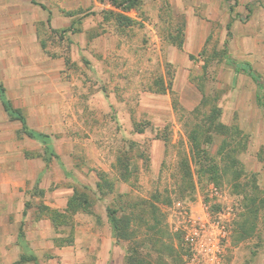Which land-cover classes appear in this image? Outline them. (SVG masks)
Wrapping results in <instances>:
<instances>
[{"label": "rangeland", "instance_id": "obj_1", "mask_svg": "<svg viewBox=\"0 0 264 264\" xmlns=\"http://www.w3.org/2000/svg\"><path fill=\"white\" fill-rule=\"evenodd\" d=\"M19 35L48 87L77 97L74 126L60 106L62 131L32 145L63 166L42 180L90 196V212L66 217L64 199L54 220L73 264H125L131 246L150 264H187L190 244H218V264H264V0H0V64L6 43L18 55ZM108 206L130 218L132 238H114ZM25 230L22 249L43 244ZM56 251L43 249L40 264H62Z\"/></svg>", "mask_w": 264, "mask_h": 264}, {"label": "crops", "instance_id": "obj_2", "mask_svg": "<svg viewBox=\"0 0 264 264\" xmlns=\"http://www.w3.org/2000/svg\"><path fill=\"white\" fill-rule=\"evenodd\" d=\"M46 11L59 13L57 9ZM53 21L59 25L58 17L50 20V25ZM37 23L41 25L44 22L40 19ZM18 40V55L13 52L16 45L10 47L6 43V56L0 64V264H40L43 249L53 248L62 256V264H73L72 242L59 245L56 241L58 230L53 213L63 212L60 207L64 204L59 201L65 199L67 203L74 188H62L57 178L42 180L50 169H61L63 166L46 160L44 152L35 153L32 145L38 141L45 147L50 126L53 131H62L60 106L70 108L68 121L74 126L73 123L78 120L73 108L77 97L74 88L48 87L53 77L44 70H37L47 66L40 58L28 60L26 38L19 35ZM28 67L34 68V71L28 72ZM4 102L10 104L14 111L5 110ZM47 105L51 106L48 112ZM15 110L23 116L26 127H23L21 118L14 116L17 115ZM28 131L35 136H30ZM38 134L41 138L36 137ZM28 179L32 182L28 183ZM97 181L98 173L95 186ZM25 227L31 231L34 240L43 244L22 249L27 240L23 237ZM55 244L61 247L57 248ZM21 255H34L36 262H19Z\"/></svg>", "mask_w": 264, "mask_h": 264}, {"label": "trees", "instance_id": "obj_3", "mask_svg": "<svg viewBox=\"0 0 264 264\" xmlns=\"http://www.w3.org/2000/svg\"><path fill=\"white\" fill-rule=\"evenodd\" d=\"M139 0H110V2L112 3V5H114L115 7L119 8V7H124V8H131V6H133L135 4V2H137ZM234 65V70L235 72H244L248 75H250L254 80H256L257 82H259V77L257 74H255L252 71V68L250 66V64L248 63H244V64H237L236 62H233ZM258 88H261V84H258ZM258 104L262 107V109L264 110V101L260 100L259 94L256 95ZM4 108L5 110L11 112L14 111L13 108L10 106V104L4 102ZM215 110L216 113L219 112V109L217 107L212 108ZM211 109V111H212ZM14 113H17V115H14L17 118H21V120L23 121V127L25 126V121L23 119V116L20 114V112H18L17 110H15ZM13 115V114H12ZM219 124H213V127L209 129V131H217ZM27 132V131H26ZM28 134L30 136H35L32 132L28 131ZM39 136L36 137H40V134H38ZM44 137V136H42ZM41 138V137H40ZM189 140L191 143V148L192 150H194V148H196V154L198 155L199 158L201 159H207L209 153L207 151V149L203 146V148L201 147V143L198 140V136L196 131H192L189 135ZM208 144L210 143V138H208V134L207 137H204L202 140V145L203 144ZM199 161H197L198 163ZM106 181L104 175L102 172H98V181L96 182V188L100 193H103V182ZM89 199L90 196L88 194H86L85 192H81L78 189H74L73 194L69 197L68 201H67V206H66V214L64 215L66 217H71V215L75 212L76 209H80L83 212H90V205H89ZM119 207H110L108 206L106 208V216H107V221L111 227L113 236L115 239L120 240V239H130L132 238V236H134V233L131 229L130 226V218L126 215H119ZM154 209L152 208V211ZM54 220L56 215L59 216L61 215L60 212H54ZM56 225L58 224V221L54 222ZM130 226V227H129ZM62 245V244H59ZM24 261H35L36 262V258L34 255H21L19 262H24ZM37 264V262H36ZM125 264H150V262L146 259L143 258V256L141 255V252L139 251L137 246H131L128 251L126 252L125 255Z\"/></svg>", "mask_w": 264, "mask_h": 264}, {"label": "built area", "instance_id": "obj_4", "mask_svg": "<svg viewBox=\"0 0 264 264\" xmlns=\"http://www.w3.org/2000/svg\"><path fill=\"white\" fill-rule=\"evenodd\" d=\"M192 255L187 264H218V244H190Z\"/></svg>", "mask_w": 264, "mask_h": 264}]
</instances>
